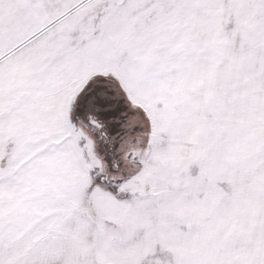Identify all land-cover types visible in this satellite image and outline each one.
Masks as SVG:
<instances>
[{
    "label": "snow or ice",
    "instance_id": "obj_1",
    "mask_svg": "<svg viewBox=\"0 0 264 264\" xmlns=\"http://www.w3.org/2000/svg\"><path fill=\"white\" fill-rule=\"evenodd\" d=\"M0 264H264V0H0Z\"/></svg>",
    "mask_w": 264,
    "mask_h": 264
}]
</instances>
